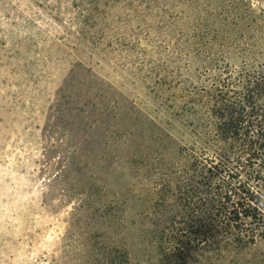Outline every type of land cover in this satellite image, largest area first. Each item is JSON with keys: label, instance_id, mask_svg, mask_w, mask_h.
I'll return each mask as SVG.
<instances>
[{"label": "rangeland", "instance_id": "rangeland-1", "mask_svg": "<svg viewBox=\"0 0 264 264\" xmlns=\"http://www.w3.org/2000/svg\"><path fill=\"white\" fill-rule=\"evenodd\" d=\"M253 59L264 0H0V264H82L84 237L149 263L146 196L185 175L199 187L209 154L207 70Z\"/></svg>", "mask_w": 264, "mask_h": 264}, {"label": "trees", "instance_id": "trees-1", "mask_svg": "<svg viewBox=\"0 0 264 264\" xmlns=\"http://www.w3.org/2000/svg\"><path fill=\"white\" fill-rule=\"evenodd\" d=\"M205 46L199 41L197 55L210 68ZM248 61L207 70L211 83L199 96V129L210 155L199 162V187L185 175L175 193L161 181V192L146 196L140 216L154 222L141 236L153 264H236L249 246L264 251V63ZM190 190L199 194L188 196ZM85 240L82 264H141L132 262L126 244L105 241L95 250Z\"/></svg>", "mask_w": 264, "mask_h": 264}]
</instances>
